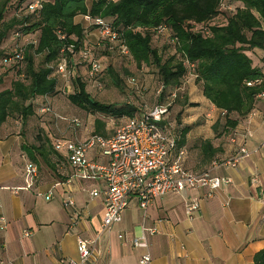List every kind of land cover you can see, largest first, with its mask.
<instances>
[{"label": "crops", "instance_id": "obj_1", "mask_svg": "<svg viewBox=\"0 0 264 264\" xmlns=\"http://www.w3.org/2000/svg\"><path fill=\"white\" fill-rule=\"evenodd\" d=\"M250 55L256 65H263L264 50L255 49ZM200 93L192 94L189 90L190 102L197 105L184 109V125L192 126L187 134L184 164L191 171L209 170L213 175L230 177L232 182L209 195L207 189L189 188L182 193H170L153 200L146 210L131 196L122 221L106 231L101 227L105 212L103 198L90 195L93 188L104 184L99 180L65 184L73 172L66 151L55 153L50 149L52 167L35 152L39 174L33 186L26 187V161L32 159L24 145L39 144L37 139L31 138L32 142L27 139L34 130L37 107L25 126L13 118L3 123L0 126V218L5 217L8 225L4 229L0 221V264H68L64 260L79 259L78 235L95 241L94 258L85 264H139L143 249L133 247L131 238L140 236L143 226L157 229L154 235H149L152 264H254L255 255L264 249V151L261 148L264 96L258 98L254 110L234 130L217 136L213 124L219 118L206 117L214 110L221 115V111ZM39 100L40 97L36 101ZM208 103L214 110L208 108ZM193 116L196 118L189 122ZM204 120L210 122L208 130ZM82 125L75 128L70 123L74 131ZM114 130L115 126L105 136ZM207 139L211 140L212 149H216L210 155L202 145ZM51 143L54 148L53 139ZM242 146L251 155L235 162ZM89 157L107 161L98 148L91 149ZM254 175L260 178L261 186L252 184ZM49 193L53 195L48 199ZM194 195L200 196V211L189 217L185 203ZM68 196L76 201L80 214L76 224L72 221L75 210L64 206ZM25 231L31 233L25 235ZM120 233L127 239H120Z\"/></svg>", "mask_w": 264, "mask_h": 264}, {"label": "trees", "instance_id": "obj_2", "mask_svg": "<svg viewBox=\"0 0 264 264\" xmlns=\"http://www.w3.org/2000/svg\"><path fill=\"white\" fill-rule=\"evenodd\" d=\"M12 1L0 0V65L6 66V59L16 55L30 34L37 37L22 44L23 59L10 66L21 77L12 81L11 87L0 90V126L10 118L22 120L25 126L35 113L36 103L39 105L38 97L46 100L63 93L56 66L60 59L67 58L73 68L74 54L88 48L86 27L76 20L84 14L102 17L117 32L118 42L102 40L105 53L122 54L120 44L124 43L129 49L127 56L138 67L154 69L162 89L157 104H166L169 112L168 97H175L183 105H197L190 102L188 93L183 95L180 91L186 76L193 74L204 97L221 111L222 117L213 124L217 136L234 130L264 93V57L263 65L259 66L250 55L255 49L264 50V0H92L90 6L86 0H17V4H11ZM36 1L40 6L31 10L30 4ZM10 7L15 13L8 20ZM11 34L14 41L5 51L3 43ZM154 35L166 36L165 48L154 46ZM82 62L90 70L89 60ZM74 70L73 89L66 94L73 105L115 119L141 113L146 102L137 106L98 100ZM103 71L90 77L97 89L103 87ZM108 73L115 85H122L113 67L108 68ZM178 119L174 126L176 154L185 148L192 128L182 125L180 116ZM168 122L173 124L169 119L163 124ZM95 126L97 133L106 135L104 121L96 119ZM36 139L38 145L25 144L24 150L33 162L37 160V152L52 167L50 149L61 152L53 148L50 138L37 135ZM202 145L208 155L216 151L211 140H204ZM184 167L188 169L185 164ZM254 264H264V249L255 255Z\"/></svg>", "mask_w": 264, "mask_h": 264}, {"label": "built area", "instance_id": "obj_3", "mask_svg": "<svg viewBox=\"0 0 264 264\" xmlns=\"http://www.w3.org/2000/svg\"><path fill=\"white\" fill-rule=\"evenodd\" d=\"M40 6L36 1L30 4L34 10ZM85 23L97 28L103 39L110 42H118L119 38L102 17H92L90 14L81 15ZM85 26V25H84ZM121 51L126 55L129 49L124 43L120 44ZM24 47L16 50V55L6 59V66L16 64L23 59ZM82 61L90 62V75L95 76L103 71L102 64L93 58L89 48L79 52ZM77 54H74V65ZM55 73L63 82V94H68L72 89V78L74 77V66L70 67L67 58L58 61ZM161 91V90H160ZM264 93L260 95L263 97ZM42 108L43 112L51 111L48 97ZM169 109L166 104L145 103L140 114L126 117L116 124L114 133L110 136L91 134L84 140L60 139L54 142V148L60 152L66 151L69 164L73 168L72 174L65 184L70 185L77 180H99L103 187H95L90 191L93 197H102L105 207L104 217L101 224L102 230L111 229L114 224L122 221L123 213L129 206V198L135 197L140 207L146 210L149 204L164 195L170 193H182L186 189H207V194L223 188L232 182L230 177L213 175L211 171L193 172L184 167L183 161L187 154L186 148L180 149L176 154L177 134L172 123L163 122L168 119ZM73 127H80L82 121L73 118ZM98 148L99 154L107 158L106 162L92 160L89 151ZM264 151V144L261 146ZM251 155L247 147H240L235 162L245 159ZM27 188L33 186L39 174L38 165L32 160L26 161ZM251 182L255 186H261L260 178L254 175ZM49 193L47 198L52 197ZM66 208L74 209L73 224H76L80 214L76 208V201L68 196L64 199ZM200 196H190L185 203L186 214L189 217L196 216L200 211ZM78 211V212H77ZM1 227L7 228L5 217L0 218ZM157 232L156 227L143 226L140 236L131 238L133 247L143 249L139 257V264H152V256L149 251V235ZM29 235L30 231H25ZM120 239H127L125 234L118 235ZM94 244L92 239L77 236V248L79 259L64 260L68 264H85L94 258Z\"/></svg>", "mask_w": 264, "mask_h": 264}, {"label": "rangeland", "instance_id": "obj_4", "mask_svg": "<svg viewBox=\"0 0 264 264\" xmlns=\"http://www.w3.org/2000/svg\"><path fill=\"white\" fill-rule=\"evenodd\" d=\"M87 4L90 6L92 0H86ZM228 1V0H227ZM226 1V3H227ZM11 4H17V0H13ZM15 13L14 8L8 9L6 18L9 20L13 17ZM77 21H81L86 27L87 34V44L88 48L91 50L93 58L99 60L103 67V73L101 75L104 79L102 89H97L95 86V81L90 77V70L87 65L83 64L81 55L77 54L75 59L74 68L76 69V75L79 74L86 81L87 90L94 95L98 100L103 102H116V103H133L137 106H141L143 103H147L149 106L158 102L161 85L156 75L154 69L149 66L138 67L136 63L127 56L125 53L119 54L115 52L112 55L105 53V47L103 46V36L100 31L85 23L81 16L77 17ZM37 35L30 34L28 38L22 41V44H26L29 41L36 40ZM12 34L5 40L3 47L5 51H8L11 44L13 43ZM167 42L166 36L157 35L153 36V44L155 47L160 49L165 48ZM41 57H36V63L39 64ZM113 67L115 72L119 74V77L122 79V85L118 86L113 83V76L108 73V68ZM75 74V73H74ZM3 75V84L0 85V89L11 87L12 81L20 78L18 71L14 67L0 65V76ZM73 89V88H72ZM191 90L192 94H201L200 87L195 82V77L193 74L189 73L184 79L181 94L185 95ZM170 96V95H169ZM195 97V96H194ZM197 100V97L194 98ZM51 104V111L43 112L42 105L46 103L47 100L40 98L38 104L36 103L38 114L34 117L36 123L34 125V130L31 132L32 136L28 133L27 139L28 142L31 138L36 139L37 135L41 137H48L55 142L57 138L60 139H85L90 136L92 133L96 132L95 120L100 119L106 123V132L111 130L113 126H116L117 122L115 118L105 116L102 114H91L81 108L73 105L68 95L63 93H58L55 96L49 97ZM167 100L171 102L170 112L167 116L170 121L178 124L180 116V121L182 125L186 124L184 120V109L186 107H191L188 105H183L180 101H176L175 97H168ZM183 101V99H181ZM195 103V102H193ZM197 104V103H196ZM209 104V109L214 110L212 105ZM219 111L214 110L212 115L206 117V119L214 120L222 117V114H218ZM73 118H79L83 125L78 131L72 130L70 126V121ZM196 117H192L191 121L193 122ZM213 118V119H212ZM22 123V120L18 118H13ZM205 121V120H204ZM187 121V123H189ZM207 130L209 128V123L206 122ZM26 132V131H24ZM28 132V130H27ZM31 142L33 140H30ZM44 163V162H43Z\"/></svg>", "mask_w": 264, "mask_h": 264}]
</instances>
